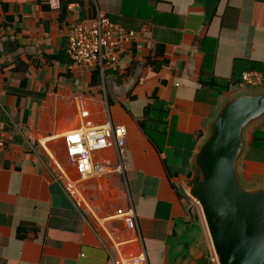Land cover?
Segmentation results:
<instances>
[{"label": "crops", "instance_id": "crops-1", "mask_svg": "<svg viewBox=\"0 0 264 264\" xmlns=\"http://www.w3.org/2000/svg\"><path fill=\"white\" fill-rule=\"evenodd\" d=\"M100 13L137 38L120 70L98 67L91 87L95 67L71 66L67 35ZM11 40L19 48L6 51ZM236 61L264 66V0H0V264H210L209 233L185 192L210 123L248 91L238 83L218 96L201 81L232 82ZM154 93L168 112L156 143L140 127ZM78 99L94 127L127 130L122 149L93 154L110 170L101 178L80 179L67 156L65 135L85 125ZM250 140L239 171L264 187Z\"/></svg>", "mask_w": 264, "mask_h": 264}, {"label": "water", "instance_id": "water-1", "mask_svg": "<svg viewBox=\"0 0 264 264\" xmlns=\"http://www.w3.org/2000/svg\"><path fill=\"white\" fill-rule=\"evenodd\" d=\"M263 120L264 89L241 91L223 104L195 156L186 193L201 206L218 264H264V187H250L239 171L248 131Z\"/></svg>", "mask_w": 264, "mask_h": 264}, {"label": "built area", "instance_id": "built-area-1", "mask_svg": "<svg viewBox=\"0 0 264 264\" xmlns=\"http://www.w3.org/2000/svg\"><path fill=\"white\" fill-rule=\"evenodd\" d=\"M137 35L126 31L110 21L104 14H98L88 22L74 23L67 35V56L72 67H99L105 71L120 70V55L125 45L136 41ZM264 85V76L258 71L242 73L241 88H259ZM80 116L85 125L79 131L65 135L66 152L80 179H97L107 175V166L98 164L93 154L105 149H122L125 146L127 130L124 126L108 123L94 127L88 121L89 111L83 99H78ZM0 104V111H2ZM7 125L0 119V158L7 146ZM72 192V185L67 187ZM186 197L194 201L186 192ZM124 264H144L142 258L126 261ZM210 264H218L215 253L210 256Z\"/></svg>", "mask_w": 264, "mask_h": 264}, {"label": "trees", "instance_id": "trees-1", "mask_svg": "<svg viewBox=\"0 0 264 264\" xmlns=\"http://www.w3.org/2000/svg\"><path fill=\"white\" fill-rule=\"evenodd\" d=\"M67 3L63 2L61 4V18L65 17V5ZM18 48L19 44L15 40L8 41L5 46L6 51H8V49L14 51ZM210 58V56H207L206 60L204 61L205 65L208 61H210ZM148 64L153 67L154 71H158L160 69V66H156V64L151 59H149ZM205 65H203V67H205ZM239 66H241L243 70L240 71V74H236ZM234 70L235 71L233 74L232 82L218 81L217 79L212 78L208 81H201V84L202 86L214 91L216 95L220 96L223 93L229 92L231 86L233 85L239 83V85L241 86L242 73L245 71H258L264 76V66L258 63L236 61ZM99 71L100 69L98 67H95V69L93 70L91 87H96L100 85L101 80ZM151 99L153 102L145 107L143 121L140 124V127L149 136V138H151L153 142L156 143V140L154 138L165 137L167 128L165 120L167 118L168 112L165 107V103L157 97L156 93L152 95ZM250 147L251 150L256 151L258 153H263L264 155V120L261 122L260 125H257L253 128L251 132Z\"/></svg>", "mask_w": 264, "mask_h": 264}, {"label": "rangeland", "instance_id": "rangeland-1", "mask_svg": "<svg viewBox=\"0 0 264 264\" xmlns=\"http://www.w3.org/2000/svg\"><path fill=\"white\" fill-rule=\"evenodd\" d=\"M264 88L262 87H259V88H248V91L252 92V93H258L260 92L261 90H263ZM261 122H259L258 124L256 125H260ZM252 132V128L249 129L248 131V136L250 137V133ZM247 133V131H246ZM190 205H192V213H193V216L196 217V219L204 225V227H206V224H205V219H204V216H203V212H202V209H201V206L200 204L197 202V201H190Z\"/></svg>", "mask_w": 264, "mask_h": 264}]
</instances>
